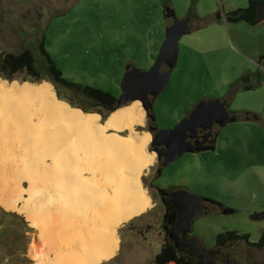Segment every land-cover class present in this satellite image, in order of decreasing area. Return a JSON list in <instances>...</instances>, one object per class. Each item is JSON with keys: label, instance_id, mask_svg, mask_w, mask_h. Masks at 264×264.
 <instances>
[{"label": "rangeland", "instance_id": "obj_1", "mask_svg": "<svg viewBox=\"0 0 264 264\" xmlns=\"http://www.w3.org/2000/svg\"><path fill=\"white\" fill-rule=\"evenodd\" d=\"M165 4L180 18L189 16L192 29L177 41L178 58L160 95L162 121L171 122L204 97L226 99L235 118L220 130L214 185L217 197L233 211L212 218L211 226L216 232L237 231L257 239L264 230V19L252 24L227 18L229 11L248 6L249 0H0V56L29 49L40 79L32 80L23 69L13 80H47L71 106L73 102V107L102 121L134 100L107 111L99 94L92 98L75 85L119 95L128 62L141 68L154 62L172 23ZM41 42L69 83L54 79ZM0 78L13 81L1 73ZM144 121L135 126L139 135L148 132ZM0 162L1 168H8L6 176L13 177V166ZM148 166L140 175L145 188ZM2 210L21 218L10 225L17 236L0 238V264H35L30 248L38 239L37 229L22 213L0 206ZM146 219L145 211L119 226V249L99 264H152L157 255L152 245L157 243L141 235Z\"/></svg>", "mask_w": 264, "mask_h": 264}, {"label": "bare ground", "instance_id": "obj_2", "mask_svg": "<svg viewBox=\"0 0 264 264\" xmlns=\"http://www.w3.org/2000/svg\"><path fill=\"white\" fill-rule=\"evenodd\" d=\"M144 115L134 99L101 121L47 80L0 78V158L15 171L7 177L0 162V206L37 229L35 264H99L116 254L118 227L151 206L140 175L155 153L146 149L151 134L135 130Z\"/></svg>", "mask_w": 264, "mask_h": 264}, {"label": "flooded vegetation", "instance_id": "obj_3", "mask_svg": "<svg viewBox=\"0 0 264 264\" xmlns=\"http://www.w3.org/2000/svg\"><path fill=\"white\" fill-rule=\"evenodd\" d=\"M167 5H164V13ZM184 17L189 19V16ZM166 18L173 22V17ZM188 23L190 25V19ZM161 92L156 96L149 94L150 109L144 108V125L151 134L149 152H154L155 158L148 166L145 178L151 206L146 210L147 219L141 235L149 243H157L152 245L157 254L174 253L187 264H264V230L259 238L252 240L249 234L232 237L227 234L228 230L216 232L211 226L212 218L225 213L221 203H226L217 197L214 185V153L220 130L225 125L218 129L213 147L208 137L200 149H195L196 145L183 139L180 135L183 133L181 128L175 129L184 117L195 110L201 100L209 97L194 102L176 119L165 122L160 114ZM118 96L110 101H98L104 107H109L117 104ZM222 99L224 106L221 110L231 113L226 99ZM201 111L209 115V108ZM233 118L235 116L232 114L231 119ZM206 145L209 147H205ZM156 238L159 240L156 241ZM251 246L260 249L257 261L247 251ZM170 262L174 261L170 260L166 264Z\"/></svg>", "mask_w": 264, "mask_h": 264}, {"label": "water", "instance_id": "obj_4", "mask_svg": "<svg viewBox=\"0 0 264 264\" xmlns=\"http://www.w3.org/2000/svg\"><path fill=\"white\" fill-rule=\"evenodd\" d=\"M165 15L173 17V22L166 27L165 39L161 43L154 62L148 68L138 67L133 62L127 64L121 79V93L117 98L118 106L129 100L140 99L143 107L149 110L151 104L148 101V95L153 94L156 96L166 87L178 58L177 41L184 34L190 32L192 27L188 23V17H178L174 8L170 5L165 7ZM223 106L222 98L203 99L192 113L184 117L175 126V129L181 128L183 133L181 132L180 135L187 140V143L196 145V147L194 146L195 149H200L202 144L206 143L208 137H210L213 147L218 129L226 125L231 119L230 112L221 110ZM205 108H209V115L202 113L201 109ZM205 147L209 146L206 145ZM221 206L225 213L233 211L224 203H221ZM247 251L254 261L259 260L260 249L258 247L251 246ZM202 254L204 253L202 252Z\"/></svg>", "mask_w": 264, "mask_h": 264}, {"label": "trees", "instance_id": "obj_5", "mask_svg": "<svg viewBox=\"0 0 264 264\" xmlns=\"http://www.w3.org/2000/svg\"><path fill=\"white\" fill-rule=\"evenodd\" d=\"M227 18L230 21H238V20H246L249 23L255 24L262 19H264V0H249V4L246 7H238L236 9H233L228 12ZM40 50L44 53L47 61L48 68L51 72L54 73L55 77L54 79H59L60 81H64L66 83H69L64 77H62V73L60 68L57 66V63L55 60L51 58V56L46 51L43 42L40 43ZM27 69L29 75H31L32 80H39L41 75L39 73L38 65L36 64L35 57L33 53L26 49L25 51H22L21 53H13V52H6L2 56H0V73L3 75L4 78H7L9 80H13L17 77L15 73H17L20 70ZM24 81V78L23 80ZM42 81V80H41ZM40 82V81H38ZM79 88L82 89L84 93H87L86 95L96 98L97 94H99V99L105 101L104 97L108 98H114L115 97L105 92L101 89L94 88L92 86H86L81 87L79 85ZM57 95L61 99H67L60 90H57ZM68 100V99H67ZM71 102V101H70ZM73 106H76L75 103L71 102ZM117 105H111L107 108V111H112L115 109ZM87 111L86 108H83ZM21 218L18 214L11 212V211H5L2 210L0 212V238L1 236H7L11 234L12 236H17L16 232H11L13 230L10 228V225L16 223L15 218ZM228 235H231L232 237H239L240 234H238L237 231H228ZM248 235V234H245ZM264 235V232H263ZM264 237V236H263ZM9 238V236H8ZM4 239V238H1ZM174 261L175 264H187L183 259H180L177 257L174 253H158L153 261L152 264H166L168 261Z\"/></svg>", "mask_w": 264, "mask_h": 264}]
</instances>
